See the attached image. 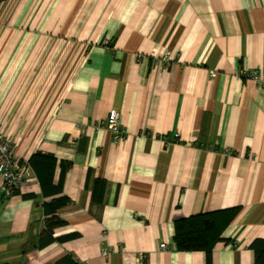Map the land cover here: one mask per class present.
I'll list each match as a JSON object with an SVG mask.
<instances>
[{"label":"crops","instance_id":"1","mask_svg":"<svg viewBox=\"0 0 264 264\" xmlns=\"http://www.w3.org/2000/svg\"><path fill=\"white\" fill-rule=\"evenodd\" d=\"M0 20V130L26 160L56 157L54 185L70 163L58 195L31 169L0 196V264H207L176 247L174 222L227 209L210 264H253L264 90L242 72L264 69V0H22ZM58 196L63 224L39 247Z\"/></svg>","mask_w":264,"mask_h":264},{"label":"trees","instance_id":"2","mask_svg":"<svg viewBox=\"0 0 264 264\" xmlns=\"http://www.w3.org/2000/svg\"><path fill=\"white\" fill-rule=\"evenodd\" d=\"M31 169L34 170L43 191L46 196L58 195L62 191L63 177L70 163L60 162L61 174L56 185L52 184L53 169L57 164V159L52 154L34 153L28 160ZM101 189L104 187V181H98ZM69 203L66 196H58L49 202L43 203V212L45 218V231L39 239L38 246L42 247L53 241L51 237L55 227L63 224L58 218L56 211ZM236 209H227L216 213H201L195 216L177 219L174 222V242L178 249L186 251L201 250L204 251L207 258V264H210V253L216 242L221 240L219 220L228 223L236 213ZM224 224V225H225ZM249 247L254 252L253 264H264V238L252 240ZM7 264V263H1ZM56 264H80L71 255L66 254L59 258Z\"/></svg>","mask_w":264,"mask_h":264},{"label":"built area","instance_id":"3","mask_svg":"<svg viewBox=\"0 0 264 264\" xmlns=\"http://www.w3.org/2000/svg\"><path fill=\"white\" fill-rule=\"evenodd\" d=\"M168 59L169 54L162 57L163 61ZM242 76L256 82L264 90V69L245 70L242 72ZM101 125L110 129L114 142L117 143L125 137L126 133L120 122V113L115 108L109 109L106 119ZM162 140L165 141L164 138ZM31 179L32 171L28 160L19 155L13 141L0 130V196L3 198L12 196ZM166 247L165 243L160 244V248L165 249ZM103 254L107 255V251H103Z\"/></svg>","mask_w":264,"mask_h":264},{"label":"rangeland","instance_id":"4","mask_svg":"<svg viewBox=\"0 0 264 264\" xmlns=\"http://www.w3.org/2000/svg\"><path fill=\"white\" fill-rule=\"evenodd\" d=\"M22 0H0V14L2 12H5V11H17L19 5L21 4ZM19 3V4H18ZM5 23L0 20V30L3 29L5 27ZM54 73H55V69H52V74L51 76H49L48 74V77L45 79V81H47V83L50 82L51 79H53L54 77Z\"/></svg>","mask_w":264,"mask_h":264}]
</instances>
